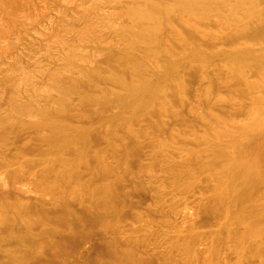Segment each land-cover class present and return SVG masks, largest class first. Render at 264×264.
<instances>
[{
	"label": "rangeland",
	"instance_id": "rangeland-1",
	"mask_svg": "<svg viewBox=\"0 0 264 264\" xmlns=\"http://www.w3.org/2000/svg\"><path fill=\"white\" fill-rule=\"evenodd\" d=\"M263 141L264 0H0V207L50 216L0 228L10 264H262L226 190L263 196Z\"/></svg>",
	"mask_w": 264,
	"mask_h": 264
},
{
	"label": "bare ground",
	"instance_id": "bare-ground-1",
	"mask_svg": "<svg viewBox=\"0 0 264 264\" xmlns=\"http://www.w3.org/2000/svg\"><path fill=\"white\" fill-rule=\"evenodd\" d=\"M181 2V1H180ZM81 105V104H80ZM35 110H37V112H35V114L36 113H40V112H44V113H47V112H50L51 110H50V108H48V107H46V108H44V109H42L41 108V110L40 109H35ZM52 111H54V109L52 110ZM58 112V111H57ZM58 113H60V112H58ZM65 113V112H64ZM104 113H105V111H102L101 112V114L102 115H104ZM49 114V113H48ZM61 114V113H60ZM66 114V113H65ZM63 115V114H62ZM61 115V116H62ZM46 116V115H45ZM59 116V115H58ZM39 117V116H38ZM61 118V117H60ZM52 122V121H51ZM57 122L55 121V122H53L52 123V125H54V124H56ZM50 124V123H49ZM48 124V125H49ZM59 124V123H58ZM47 125V124H46ZM47 125V126H48ZM60 125V124H59ZM47 126H46V129H47ZM59 127V126H58ZM57 126L55 127V126H53V128H52V130H50V132H51V134L53 135V136H57V135H61L60 133L62 132V130L60 129V128H58ZM50 128V127H49ZM63 128V127H62ZM38 129V128H37ZM42 129V128H41ZM45 129V128H44ZM65 131H67L66 129H65ZM40 132V131H39ZM64 132V131H63ZM62 132V133H63ZM70 132V131H69ZM68 133V132H67ZM66 134V133H65ZM76 135V134H75ZM38 137H40V136H38ZM37 137V138H38ZM41 139V140H40ZM39 140L41 141V142H43V143H45V144H48V145H52V146H55L53 143H51V142H48V141H45V140H43L42 138H39ZM53 141V140H52ZM262 142V141H261ZM264 142V141H263ZM55 143V142H54ZM60 143V142H59ZM58 143V141H57V145L59 144ZM62 144V143H61ZM60 145V144H59ZM73 145V143H65V144H63V146L66 148L67 147V149L68 148H70V149H72L74 146H72ZM41 146V145H40ZM30 148V147H29ZM42 148V147H41ZM262 148L264 149V146H262ZM22 152H23V150H21ZM25 151V150H24ZM42 151V150H41ZM41 151H39L38 153H39V156L37 155V158H35V159H33V160H26L25 161V163L24 164H22V167L23 168H27L28 170H29V173L30 174H28V180L30 179V180H35L36 181V179H38L39 177H41L42 176V172H36V173H33L32 171H33V169H35L36 167H37V165H38V163H39V160L41 161V159L43 158V156L44 155H48V153L47 154H45V153H43V151L41 152ZM21 153L19 152V151H17L16 152V154H14V156L12 157V160H14V161H19L22 157H21V155H20ZM41 155V156H40ZM66 156V155H65ZM261 156H264V154L263 155H261ZM259 157L258 158V162L260 161L261 162V165L260 166H263V164H264V157L262 158V157ZM55 158V157H54ZM59 159H55L54 161H57V162H60L61 161V164L63 165L61 168L63 169V170H61L59 173H57V174H59V176L62 178L63 176H64V174H66V164L68 163V161H69V159L67 158V157H63L62 159H60V157H58ZM261 160H263V162L261 161ZM53 161V162H54ZM48 171V170H47ZM43 173H45V172H43ZM48 173V172H47ZM50 174H51V172H49ZM91 173H93V172H91ZM236 173H238V176H237V182L235 183L236 184V186L234 187V189L233 190H231V188L230 189H227L226 190V192L228 193L226 196H228V195H231V192H233V196L235 197V198H237L238 200L235 202V204H236V208H240V209H244V210H246V209H248V213H247V215L245 216L244 215V218L242 219V224H241V226H246L248 229H250V232L251 233H253L252 235H251V238H252V240H251V242H250V240L249 241H247V242H244L242 245H241V247H245V248H251V249H256V250H261V251H263V252H261V253H259V256H261L260 257V261H261V263L262 264H264V194H263V196H250V195H247L246 194V192H244V194L245 195H247V196H245V195H243V189H245V186H246V184H247V182H248V178L251 176V175H249V174H245L244 172H240V171H236ZM258 172L257 171H255L254 173H252V174H255V176H258V174H257ZM53 176V175H52ZM69 176V175H68ZM43 177V176H42ZM60 177H58V176H55L54 178H50L49 177V180L51 181L52 179H55V181H57L58 180V178H60ZM64 179V178H63ZM15 180H17V179H15ZM63 181V180H62ZM1 182H2V175L0 174V184H1ZM52 182V181H51ZM37 183V182H36ZM15 185V184H14ZM256 185V184H255ZM261 185L263 186V188H264V184L263 183H261ZM42 186V185H41ZM41 186H38V187H36L35 189H34V187H33V189L34 190H20L21 192L18 194V193H15L14 192V189H11V192H12V195L10 194V197H11V203H9L8 202V204L7 205H5V206H1L0 207V213L2 214V215H4L5 214V218H3V219H1L0 218V228L1 229H3L5 232L7 231V230H9V229H11V228H13V229H15V227H17V226H20L19 225V221L21 222V220H20V213L22 212V211H27V210H30V212L32 211H34V210H38L39 212H42L43 214L45 213L46 214V216L47 217H50L48 214H47V212L45 211V205H44V203H43V199H41L40 200V202H34L32 199H30L29 198V194H32V193H39L40 191L38 190V189H40V187ZM256 187H260L258 184L256 185ZM9 188V187H8ZM236 189V190H235ZM42 192V191H41ZM46 194V193H45ZM44 194V195H45ZM0 197L1 198H3L4 197V195L2 194V193H0ZM5 197H6V195H5ZM46 197V196H45ZM43 198V197H42ZM6 199H7V197H6ZM5 199V200H6ZM9 200V199H8ZM55 200V199H54ZM7 201V200H6ZM5 201V202H6ZM39 201V200H38ZM239 201V202H238ZM4 202V203H5ZM7 203V202H6ZM67 209V210H66ZM66 209H65V211L67 212V211H69V208L68 207H66ZM222 209V207H220V210ZM225 209V208H224ZM64 210V209H63ZM223 210V209H222ZM9 212H11V213H9ZM6 213L7 214H11L10 215V217L9 218H7V216L8 215H6ZM36 213V212H35ZM225 213H231V205H229L226 209H225ZM28 214V213H27ZM44 214V215H45ZM66 216H68V215H66ZM49 219V218H48ZM68 222H71V223H77V222H81V221H79V220H75V219H73L72 218V216L69 214V217H68ZM29 221V220H28ZM27 221V222H28ZM47 221V220H46ZM50 221V220H49ZM240 221V220H239ZM25 222V221H24ZM36 222V221H35ZM22 223H23V221H22ZM254 223H256V226L254 227V226H252L253 228H251V226L250 225H253ZM48 224V223H47ZM23 225V224H22ZM28 225H33V223L32 222H30L29 221V223H28ZM43 225V224H42ZM64 225H65V223H64ZM79 225V224H78ZM25 226V225H24ZM37 226V225H36ZM46 226V225H45ZM44 226V227H45ZM23 227V226H22ZM68 227V226H67ZM42 228V227H41ZM0 229V244H1V242L3 243V242H10V243H12V242H14L13 241V239L12 238H5V239H3V237H2V235H3V231ZM19 229V228H18ZM21 229V228H20ZM48 229V228H47ZM16 231V230H15ZM47 231V230H46ZM72 232H74L73 230H71ZM10 232V231H9ZM24 233V232H23ZM26 233H27V231H26ZM25 233V234H26ZM38 236V235H37ZM24 237V236H23ZM42 237H43V235H42ZM230 237H231V233H230ZM21 238V237H20ZM46 238V237H45ZM52 238V237H51ZM76 239H79V237L78 236H76L75 237ZM207 238V237H206ZM214 238H216V237H214ZM47 239V238H46ZM15 240V239H14ZM28 240V242L29 243H31L32 244V241L30 240V239H27ZM20 241V242H19ZM18 242L19 243H21L22 244V242L23 243H25L26 242V240L24 241V240H19ZM63 240L59 237V235H54L53 236V241H51L52 242V244H51V246H53L54 245V247L55 246H57L56 247V249L57 248H60V249H62L63 248V245H64V243L62 242ZM24 246V245H23ZM87 246V245H86ZM207 250V249H206ZM229 250H231L230 248H229ZM40 252V250L38 251V253ZM41 253V252H40ZM25 254H27V253H25ZM16 255L17 254H15L14 252H12L10 249H7V248H3V247H1L0 246V259H1V264H7V263H11V259H14V257H16ZM253 255V256H252ZM22 256V255H21ZM252 256V258H259V256H257V257H254L255 255L254 254H250V257ZM18 257V256H17ZM78 258V260L79 261H81V260H83V257H82V255L81 256H79V257H77Z\"/></svg>",
	"mask_w": 264,
	"mask_h": 264
}]
</instances>
